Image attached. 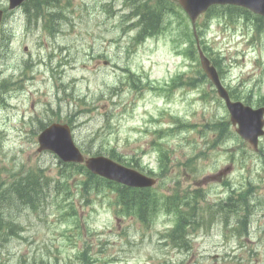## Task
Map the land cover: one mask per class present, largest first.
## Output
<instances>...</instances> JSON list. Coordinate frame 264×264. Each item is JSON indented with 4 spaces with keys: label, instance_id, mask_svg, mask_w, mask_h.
<instances>
[{
    "label": "rangeland",
    "instance_id": "obj_1",
    "mask_svg": "<svg viewBox=\"0 0 264 264\" xmlns=\"http://www.w3.org/2000/svg\"><path fill=\"white\" fill-rule=\"evenodd\" d=\"M77 1L46 3L45 8L51 9L45 14L55 15L56 20H61L65 15L60 8L79 3ZM103 2L81 0L80 7L65 9L63 34L57 33L53 48L54 52H65L60 57L61 66L51 62L48 69L41 71L37 84L30 86L32 91L28 93L15 88L20 75L12 74L24 73L30 68L28 63L23 62L14 65V52L22 56L23 50L18 51L14 43L8 49L0 47V94L6 91L12 95L5 103L7 107H0V134L3 135L0 137V166H4L9 174L12 170L24 173L28 168L41 167L46 176H55L59 171L58 157L54 153L37 150V134L41 130L40 121L48 124L49 121L71 119L70 104L71 107L88 111V115L81 117L74 129L81 148L98 152L113 146L126 157L135 155L141 158L142 165L151 167L155 172L158 185L154 187V192L157 195H169L174 190L181 195L190 189L205 187L214 178L217 183L209 193L219 198H223L229 189L245 190L253 186L252 202H264V165L261 159L257 155L254 162V156L250 154L242 158L236 150L239 142L232 126L230 130L233 133L230 132L228 137L221 135L222 127L217 119L226 117L225 107L214 98L213 93V98L209 100L212 86L202 76L199 78L197 62H192L190 67V61L185 59L183 62L181 55L176 53L182 44V37L188 33L183 26L186 18L171 15L167 28H160V32L146 38L145 43L136 45L130 39L137 34V27L129 26L122 32L118 29L129 23V19L123 16L129 11L128 6L123 1H115L113 8L108 9L110 17L105 19L104 8L101 7ZM113 10L118 11L117 15L112 16ZM140 10L141 7L138 12ZM22 12L21 8L13 13L15 17L21 15L17 25L23 28L30 23L35 41L40 43L44 35L35 27V17L29 18L27 12ZM204 19L201 16L199 23ZM100 26L104 28L101 30ZM177 31H181V36ZM207 38L215 53L219 52L227 64L235 65H230L228 83L235 85L244 82L242 90L255 88L264 94L262 40L255 38L242 23L224 28L217 20L210 22ZM24 44L31 47L33 43L29 39ZM32 51L35 52V49L32 48ZM46 51V48L41 50L44 58ZM238 62L239 65L236 64ZM122 67L125 68L121 70ZM37 69L38 66H35L34 70ZM180 73H183L181 81L185 83L181 86L174 78ZM73 79L75 89L72 94L55 97L56 86L62 82H72ZM189 80L197 81L195 87L186 85ZM145 83L149 88L144 89L141 95L123 89L129 84L141 86ZM80 98L88 100L86 106H91V109L80 106ZM47 108L51 111L49 116L45 112ZM155 118H159L160 122H151ZM142 122H147L150 129H135ZM190 122L198 126L188 134L192 136L194 144L184 135L188 130L177 134ZM216 124H219L218 128ZM105 126L107 129H103ZM161 152L165 154L163 169L155 160L156 154ZM232 153L238 158L240 167L238 165L237 170V163L234 164L232 170L236 169V172L233 177L229 172L223 173L229 183L222 187V174L219 172L221 176H218L216 173L233 163ZM188 159L195 160L194 166L199 171L186 167ZM218 166L219 170L216 168ZM200 169H204L205 173L200 174ZM9 177L8 174L4 175V178ZM65 195L66 192H62L58 202ZM112 196L106 190L100 194L93 193L88 196L90 203L79 207L76 216L61 220V210L55 204L54 193L45 198L47 202L51 200L49 206L38 203L33 209L21 205L19 210L6 211L8 218L21 212L20 222L25 227L22 232L25 240H12L4 249H0L3 257L0 263L22 264L24 256L25 264H83V256L90 259L92 264H162V261L151 258L160 254L164 247L159 243L160 236L175 224L178 216L190 224L186 229L179 230L178 234H188L192 240L189 241L190 237L185 239L191 245L188 250L167 251L168 260L173 264H264V232L253 231L244 235L242 244L234 237L225 249L219 246L226 234L223 224H217L210 232L204 228L198 230L192 222L194 212L183 207V204L180 206L182 213L175 207V219V212H168L166 199L161 198L153 215L148 214L153 225L147 229L143 222L131 216L117 217L108 205ZM74 198L78 204L80 195L76 193ZM83 202L84 199H81L80 203ZM207 203H212L209 198ZM205 213L210 214L208 211ZM262 213L264 208L260 205L253 217ZM233 247L236 249H231Z\"/></svg>",
    "mask_w": 264,
    "mask_h": 264
},
{
    "label": "water",
    "instance_id": "obj_2",
    "mask_svg": "<svg viewBox=\"0 0 264 264\" xmlns=\"http://www.w3.org/2000/svg\"><path fill=\"white\" fill-rule=\"evenodd\" d=\"M204 67L206 68L209 75L216 80L215 71L208 66V63L204 61ZM228 105L233 113V117H237L240 121V128L238 131L241 135L251 141L252 143H257L258 136L262 133L261 127L256 122V117L254 114L246 112V107L240 103H231L228 101ZM257 124V125H256ZM60 128H53L49 132L47 142H51L52 147L59 151L60 155L66 159L73 160H82V157L79 156L78 152L72 146V141L70 139V134L67 126H59ZM56 130V131H55ZM52 137H58L61 139V144L57 141L52 142ZM88 166L93 169L95 172L102 173L104 175L114 177L117 179H123L124 181L132 185H148L152 183V180L142 177L137 172L121 167L112 161L103 158H92L87 161Z\"/></svg>",
    "mask_w": 264,
    "mask_h": 264
},
{
    "label": "trees",
    "instance_id": "obj_3",
    "mask_svg": "<svg viewBox=\"0 0 264 264\" xmlns=\"http://www.w3.org/2000/svg\"><path fill=\"white\" fill-rule=\"evenodd\" d=\"M38 6L39 4L36 5V7ZM65 170L69 172L89 174L86 169L78 165H75L72 168L66 165ZM59 175L61 179L56 181L57 187L61 186L62 184H69L70 180L72 179V175L66 174V171H61ZM45 187L47 190L50 189V178L40 170H28L24 177L17 178L15 182H13L0 194V231L6 230L5 239H7V236L9 235L17 234L15 229L19 227V224L16 222V218H8L5 216L6 211L13 212L14 209L19 210L18 207H21L23 204L29 207H35L38 204V200L41 197ZM135 191L138 194H143L140 190ZM131 195L133 194H128L127 192L123 193V201H125V199ZM18 202L19 204L16 207L11 208L13 204ZM129 203L130 205H137L136 200L130 199ZM246 205L248 206V203Z\"/></svg>",
    "mask_w": 264,
    "mask_h": 264
}]
</instances>
